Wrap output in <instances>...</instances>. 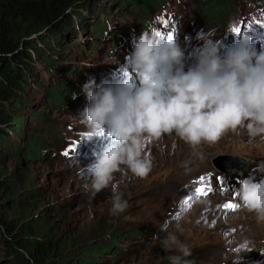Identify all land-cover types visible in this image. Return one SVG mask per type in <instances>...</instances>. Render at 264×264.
Here are the masks:
<instances>
[{
  "label": "rangeland",
  "instance_id": "374dc122",
  "mask_svg": "<svg viewBox=\"0 0 264 264\" xmlns=\"http://www.w3.org/2000/svg\"><path fill=\"white\" fill-rule=\"evenodd\" d=\"M118 1L89 0L79 10L84 18L82 27L95 22L94 16L114 20L111 31L118 30L124 22L132 23L137 44L144 48L147 38L139 34L140 20L120 8ZM180 1L187 7H196L193 0ZM232 1L235 15L240 11L239 20L248 25L243 34L251 33L264 44V0L256 4L257 14L248 6L244 11V0ZM232 18L230 13L224 18L230 31L241 29ZM72 19H76L74 15ZM180 19L179 16L177 22H168L165 35L159 40H151L154 42L145 52V59L133 50L129 36L123 35L133 50L126 52L127 58H139L125 66L118 58L104 59L91 48L90 28V32L77 31L72 35L70 32L80 28L72 24L75 28L68 26L66 32L57 36L58 40L43 33L41 41L47 45L45 50L49 49L47 54L60 66L55 77L46 78L43 74L45 80L52 84L56 79L72 80L75 74L66 73L76 66L104 100L102 111H107L108 116L89 117L83 112L47 109L44 91L48 86L35 83L23 93L22 101H16L19 107L11 106L19 124L17 135L11 138L16 147L15 151L5 148L0 156V174L6 171L7 175H14L22 191H29L32 182L34 194L30 203L65 230L63 237L76 236L82 246L107 245L111 233H118V250L112 248L111 253L104 255L87 254L100 257L103 261L99 264H257L249 256H256L264 248V204L258 210L227 207L237 203L228 194L240 196L239 191L231 184L232 175L214 173H219L215 161L238 167L239 157L251 161L253 167L249 175L241 176L262 175L264 82L258 87V91L262 88V99L252 110L222 104V119L216 125H209L201 116L174 122L160 118L156 110L176 100L175 96L184 94L194 99L199 95L196 78L200 74L212 77L211 85L216 89L218 73H222L219 69L233 75L237 72L235 56L225 40L217 42L216 29L211 28L197 39L195 31L199 25H191V34L182 41ZM31 37L39 40L36 35ZM36 62L34 67L43 73L45 68ZM95 68L97 77L92 74ZM161 89L172 97L159 103L155 92L159 90L161 100ZM207 96L204 101L208 115H212L214 104L208 93ZM194 105L200 104L184 102L182 109L189 114ZM79 139L86 140L94 151L83 162L61 163L46 153L74 146ZM112 142L111 149H103ZM204 174L209 191L196 195L192 188L197 183L195 178ZM2 187L0 184V203L7 200ZM3 213L6 219L14 214L7 208ZM137 229L152 231L154 236L138 243L131 238ZM99 231L102 233L96 236ZM256 259L264 264V255ZM0 264L10 263L2 259Z\"/></svg>",
  "mask_w": 264,
  "mask_h": 264
},
{
  "label": "trees",
  "instance_id": "16d2710c",
  "mask_svg": "<svg viewBox=\"0 0 264 264\" xmlns=\"http://www.w3.org/2000/svg\"><path fill=\"white\" fill-rule=\"evenodd\" d=\"M88 1L0 0V156L7 147L15 151L16 146H12L11 138L17 135L15 130L19 124L11 106L19 107L16 101L22 99L30 84L48 86V90L44 91L46 93L44 105L47 109L64 110L75 101L69 88L72 82L76 81L75 75L81 77L79 72L82 70L77 71L76 66H73L74 71L69 69L66 73L75 74L72 80L56 79L54 84L48 83L45 77H55L60 66L55 65L53 58L47 54L49 49L45 50L47 45H44L45 41H41V38L43 33L47 32L52 39L58 40L57 36L66 32L68 26L74 27L72 24L75 23L80 28L70 32L72 35H76L77 31L87 33L90 28L89 35L94 40L93 44L96 39L103 38V29L116 22L94 16L95 22H90L87 28L82 27L84 18L79 10L83 9ZM193 1L199 10L212 20L220 19L222 13L234 4L232 0ZM164 2L167 4L170 0H119L118 4L131 16L141 20L144 14L153 12ZM69 10H72L71 14H68ZM93 10L96 13L98 5H95ZM73 15L75 20L72 19ZM32 35H36L39 40L33 41ZM93 44L91 48L96 49ZM34 60L45 68L43 73L34 67ZM50 157L53 158V155ZM64 159L71 160V154L65 155ZM0 171L3 172L2 169ZM1 176L5 177L0 182L3 184L1 192L7 200L0 203V260L6 259L10 264H99L103 261L100 257L91 258L87 254L104 255L108 251L111 253L112 248L119 249L115 242L118 233L114 232L109 236L111 240L107 245L89 243L82 246V243L76 240V236L69 234L67 238L63 237L61 233L65 230L54 225L33 203H30L29 200L34 194L32 182L28 185L29 191H22L14 175H7L4 171L0 178ZM6 208L14 212L9 219L3 216ZM100 233L102 232L96 233V236ZM151 233L137 229L132 233V236L137 238L132 236L131 238L135 240L146 238Z\"/></svg>",
  "mask_w": 264,
  "mask_h": 264
},
{
  "label": "water",
  "instance_id": "95a60500",
  "mask_svg": "<svg viewBox=\"0 0 264 264\" xmlns=\"http://www.w3.org/2000/svg\"><path fill=\"white\" fill-rule=\"evenodd\" d=\"M238 161L241 163V166L233 167L230 165H223L218 162H214V167L217 168L219 171H222L224 173H234V174H241L244 173L247 170V164L252 165L251 161L245 159V158H239L237 157ZM255 166V165H254Z\"/></svg>",
  "mask_w": 264,
  "mask_h": 264
},
{
  "label": "clouds",
  "instance_id": "9594fccd",
  "mask_svg": "<svg viewBox=\"0 0 264 264\" xmlns=\"http://www.w3.org/2000/svg\"><path fill=\"white\" fill-rule=\"evenodd\" d=\"M93 42H94V40L92 39V44H93ZM94 45V44H93ZM95 49V48H94ZM96 50V52H97V49H95ZM98 53V52H97ZM99 54V53H98ZM99 56H101V57H103L101 54H99ZM88 71H89V69H88ZM79 78H81V77H79ZM74 79H76V78H74ZM78 79V78H77ZM70 89V88H69ZM63 111H70V112H73V113H77V112H75V111H71L70 109H68V106H66L65 107V109L63 110ZM57 151V150H56ZM52 152H54V151H52V150H49L48 152H46V153H49V156H51V153ZM59 152V150L57 151V152H55V153H58ZM55 160H57V161H59V162H61V163H65V162H63V161H60V160H58L56 157H53ZM85 160V159H84ZM83 160V161H84ZM83 161H81V162H83ZM76 163H79V162H69L68 164H76ZM134 238H137V237H134ZM138 240V243H139V239H137Z\"/></svg>",
  "mask_w": 264,
  "mask_h": 264
},
{
  "label": "bare ground",
  "instance_id": "6f19581e",
  "mask_svg": "<svg viewBox=\"0 0 264 264\" xmlns=\"http://www.w3.org/2000/svg\"><path fill=\"white\" fill-rule=\"evenodd\" d=\"M261 86V84H258V86H257V88H256V91H255V94H257L258 96H260V93L261 94H263L262 93V88H260V90L258 91V87H260ZM260 92V93H259ZM204 94H205V96H207V92L204 90ZM208 97V96H207ZM247 170H249V169H252L253 167H251V165H249V163L247 164ZM231 174H233V173H231Z\"/></svg>",
  "mask_w": 264,
  "mask_h": 264
}]
</instances>
